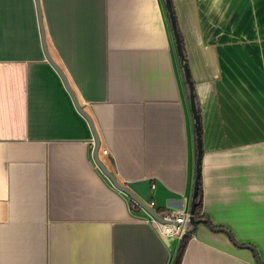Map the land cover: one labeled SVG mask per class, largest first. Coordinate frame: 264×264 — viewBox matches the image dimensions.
Returning <instances> with one entry per match:
<instances>
[{
  "label": "crops",
  "instance_id": "obj_1",
  "mask_svg": "<svg viewBox=\"0 0 264 264\" xmlns=\"http://www.w3.org/2000/svg\"><path fill=\"white\" fill-rule=\"evenodd\" d=\"M172 4L201 214L225 230L161 235L93 151L96 133L147 206L191 210L196 123L167 0H0V264H264V0Z\"/></svg>",
  "mask_w": 264,
  "mask_h": 264
},
{
  "label": "trees",
  "instance_id": "obj_2",
  "mask_svg": "<svg viewBox=\"0 0 264 264\" xmlns=\"http://www.w3.org/2000/svg\"><path fill=\"white\" fill-rule=\"evenodd\" d=\"M167 3H168L170 15L172 17L174 32H175L180 56H181L182 61L184 63V68H185L186 74H188L187 78H188L189 84H190L192 106H193V110H194L195 123H196L198 158H197V167H196L195 189H194L193 201H192V205H191V211L193 213L194 219L198 223L204 222V223L208 224L210 226V228H212L213 230H216V231L225 230V229L219 228L218 226H215L209 219H206L205 216L203 214H201V211L203 208V200H204V190H203V184H202V156H203L202 117H201L200 107L197 104V98H196V94L194 91L193 83L190 79L189 67H188V63L186 61V56L184 54L182 37L180 35L179 29L177 26L172 0H167ZM187 236L188 235L186 234V236H184V238L182 240L184 241ZM175 264H179V258L176 260Z\"/></svg>",
  "mask_w": 264,
  "mask_h": 264
},
{
  "label": "built area",
  "instance_id": "obj_3",
  "mask_svg": "<svg viewBox=\"0 0 264 264\" xmlns=\"http://www.w3.org/2000/svg\"><path fill=\"white\" fill-rule=\"evenodd\" d=\"M93 151L95 149L96 141L92 140ZM102 154L109 155V150L104 148L101 150ZM148 206L156 212V214L163 220H159L149 213L147 221L151 223L158 232L163 236H170L177 239H183L189 233L188 225L191 218L190 211H179L171 209L159 208L154 199L148 202Z\"/></svg>",
  "mask_w": 264,
  "mask_h": 264
},
{
  "label": "water",
  "instance_id": "obj_4",
  "mask_svg": "<svg viewBox=\"0 0 264 264\" xmlns=\"http://www.w3.org/2000/svg\"><path fill=\"white\" fill-rule=\"evenodd\" d=\"M188 76V74H187ZM66 85L68 87V89H70V86L69 84L66 82ZM72 95L73 92L72 90L70 89ZM74 99H75V102L77 104V106L79 107V104H78V101L76 99V97L74 96ZM80 110H82L81 107H79ZM83 111V110H82ZM83 113L85 114V112L83 111ZM86 115V114H85ZM86 117L88 118V120L90 121L91 123V126H93V123L91 122V119L89 118L88 115H86ZM94 128V127H93ZM95 134V139H96V146H95V149H94V153H95V158H96V162L97 164L99 165V167L101 168V170L103 171V173L112 181V183L120 190H122L123 192L127 193L134 201H136L138 204H140L142 207H144L152 216L156 217L157 219L159 220H163L162 218H160L156 212L154 210H152L149 206H147L144 202H142L128 187H126L125 185L121 184L117 178L115 177V175L110 172L107 167L104 165V163L101 161L100 157H99V148H100V142L98 140V137H97V134ZM190 222L192 225H197L198 222L194 219L193 217V213L191 211V218H190ZM254 249V248H253ZM256 252V250H255ZM256 255H257V252H256ZM258 257V255H257ZM260 260V259H259ZM261 263V262H260Z\"/></svg>",
  "mask_w": 264,
  "mask_h": 264
}]
</instances>
